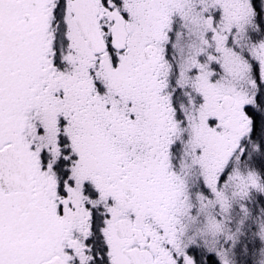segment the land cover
<instances>
[{
  "label": "snow or ice",
  "instance_id": "snow-or-ice-1",
  "mask_svg": "<svg viewBox=\"0 0 264 264\" xmlns=\"http://www.w3.org/2000/svg\"><path fill=\"white\" fill-rule=\"evenodd\" d=\"M0 264H264V0H0Z\"/></svg>",
  "mask_w": 264,
  "mask_h": 264
}]
</instances>
